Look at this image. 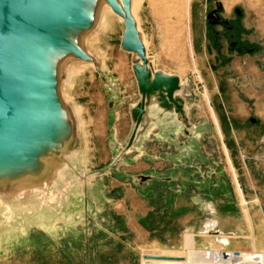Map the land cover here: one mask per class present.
<instances>
[{
  "label": "rangeland",
  "instance_id": "374dc122",
  "mask_svg": "<svg viewBox=\"0 0 264 264\" xmlns=\"http://www.w3.org/2000/svg\"><path fill=\"white\" fill-rule=\"evenodd\" d=\"M218 2L228 19L241 13L251 47H262L219 72L205 38ZM137 17L151 71L183 84L189 126L151 101L140 115L137 57L122 47L124 25H99L93 63L75 73L55 66L76 140L58 144L60 162L48 157L54 162L30 182L34 192L19 199L0 188V264H140L146 255L241 264L249 257L237 253L263 252L248 208L252 178L264 196L256 151L264 133V0H143ZM217 230L224 235L214 238Z\"/></svg>",
  "mask_w": 264,
  "mask_h": 264
},
{
  "label": "water",
  "instance_id": "95a60500",
  "mask_svg": "<svg viewBox=\"0 0 264 264\" xmlns=\"http://www.w3.org/2000/svg\"><path fill=\"white\" fill-rule=\"evenodd\" d=\"M110 9L124 21L122 47L137 57L136 75L142 94L138 108L141 116L147 112L151 101L164 112L175 111L186 126L185 103L179 93L182 90L179 77L153 73L146 47L140 40V32L131 16V0H121L124 12L116 0H104ZM85 0H0V158L20 157L23 165L32 170L36 158L43 167L54 160L60 162V145L70 144L71 120L66 128L58 126L61 110L66 109L58 93L54 54L65 51L75 58L93 63L91 55L63 40L61 30H85L89 16ZM218 8L222 5L218 2ZM93 61V62H91ZM97 71L100 72L99 67ZM72 119V118H71ZM146 121L144 127L143 122ZM145 129L148 121L141 120ZM188 132V128H186ZM70 140L64 142L65 136ZM59 148V150H58ZM59 154V155H58ZM51 156L54 158L49 159ZM48 161V162H47ZM47 162V163H46ZM30 165V166H29ZM34 170V169H33ZM49 171V170H48ZM33 172V171H32ZM34 180L32 179V183ZM0 188H4L0 186ZM216 234H219L216 232ZM145 260L180 261L183 257L146 255Z\"/></svg>",
  "mask_w": 264,
  "mask_h": 264
},
{
  "label": "bare ground",
  "instance_id": "6f19581e",
  "mask_svg": "<svg viewBox=\"0 0 264 264\" xmlns=\"http://www.w3.org/2000/svg\"><path fill=\"white\" fill-rule=\"evenodd\" d=\"M142 1L143 0H131L130 12L138 30H139V20L137 17V9ZM116 2L124 12L122 1L116 0ZM83 7L89 16V26L85 30H75V29L61 30L59 34L63 40L71 43L79 50H82L90 55V51L93 50L94 48L93 43L95 38V29L99 25H101L104 29L111 28L114 20L120 23H124L126 17L123 18L119 15H114L107 2H105L104 0H85V2L83 3ZM139 36H140L139 37L140 40L146 46L143 36L141 34ZM54 55H55L53 59L54 62L59 66L65 67L66 70H68L67 72H71V73L81 72L89 65V63L83 62L78 58H75V56H73V53L71 52L65 51L60 54L55 53ZM163 74L169 77H178L177 75H171L164 72ZM181 87H183L182 83H181ZM58 106L61 110L59 117L60 119L58 120V126L61 128L62 127L66 128L68 121L74 117L73 115L74 111H72L71 109L62 108L61 103L59 101H58ZM143 124L145 127L147 125L146 121H144ZM71 133L73 140L74 139L76 140L77 138L76 125H74V128L71 131ZM68 140H70V136L66 134L63 141L66 142ZM38 159L40 158L35 157L33 161L32 167L34 170L33 169L28 170V167L26 165L25 166L23 165L24 163H22L20 157L3 156L2 159L0 158V186L6 188L8 191L13 193L19 199L25 197L26 194L29 192V190H32L34 192L36 188H32L33 186H31L30 184L32 179L35 178L44 179L48 175L49 172L48 170L50 169L49 163H47L48 161L46 162L47 165L43 167L41 164L37 162ZM52 181L53 179L50 180V182ZM223 252L226 253L230 251H223ZM243 254L241 255L243 256ZM245 255L250 258L251 254L245 253ZM238 259L234 258V260H238ZM214 261L215 262L225 261L228 262L227 264H231L229 263V261L222 260L218 257L214 258ZM231 261L233 260H230V262Z\"/></svg>",
  "mask_w": 264,
  "mask_h": 264
},
{
  "label": "flooded vegetation",
  "instance_id": "af4514ba",
  "mask_svg": "<svg viewBox=\"0 0 264 264\" xmlns=\"http://www.w3.org/2000/svg\"><path fill=\"white\" fill-rule=\"evenodd\" d=\"M235 14L234 19H228L224 16L223 6L218 8L216 3V7L209 10L206 17V47L209 52L215 51L214 63L220 65L217 72L238 60L241 55L251 56L262 48L260 43H255L254 48L251 47L252 41L247 35L248 29L241 22V13L236 11ZM226 72L230 73L227 70Z\"/></svg>",
  "mask_w": 264,
  "mask_h": 264
},
{
  "label": "crops",
  "instance_id": "0c3cea01",
  "mask_svg": "<svg viewBox=\"0 0 264 264\" xmlns=\"http://www.w3.org/2000/svg\"><path fill=\"white\" fill-rule=\"evenodd\" d=\"M242 63L244 65L246 64L245 62H242ZM263 119H264V116H263ZM262 127H264V123H261L260 128ZM233 133L235 136L236 131H234ZM256 145H257L256 151L260 152L259 156L261 158L264 157V148H263L264 147V133L259 136V139ZM263 175H264V171H263ZM236 186H237L238 193L242 195L241 189L239 187V184L237 183V180H236ZM249 190H250V198H249L250 206L248 210H249V214L251 217L253 235L256 236L257 239H259L258 244H257L258 250L264 252V196L261 193L260 183H258V181L255 180L254 178H252L250 181ZM243 209H244L245 217L248 218L247 208L245 206L244 201H243ZM216 232H218L219 234H216ZM213 234H214L213 235L214 238H219L220 236L224 235V233L221 230L214 231ZM122 245H124V243ZM126 248H128V246H126ZM201 248L206 249V247H203V246ZM144 262L146 263L148 261L143 260L140 264H145ZM182 264H190V263H186L185 261H183ZM192 264H195V263H192Z\"/></svg>",
  "mask_w": 264,
  "mask_h": 264
},
{
  "label": "built area",
  "instance_id": "2783aa9c",
  "mask_svg": "<svg viewBox=\"0 0 264 264\" xmlns=\"http://www.w3.org/2000/svg\"><path fill=\"white\" fill-rule=\"evenodd\" d=\"M236 253V252H235ZM238 255H241L243 253H237ZM245 254V253H244ZM251 254L250 258L246 259L245 257H239L241 258L242 264H264V252H251L246 253Z\"/></svg>",
  "mask_w": 264,
  "mask_h": 264
}]
</instances>
